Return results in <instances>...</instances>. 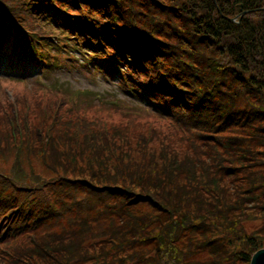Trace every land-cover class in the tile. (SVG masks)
Returning a JSON list of instances; mask_svg holds the SVG:
<instances>
[{"label": "trees", "instance_id": "obj_1", "mask_svg": "<svg viewBox=\"0 0 264 264\" xmlns=\"http://www.w3.org/2000/svg\"><path fill=\"white\" fill-rule=\"evenodd\" d=\"M6 7L29 35L88 47L166 127L76 128L64 101L35 92L0 102V155L18 183L1 185L0 264H248L264 247V0ZM16 21L0 14L4 61H22L6 41L22 36Z\"/></svg>", "mask_w": 264, "mask_h": 264}, {"label": "rangeland", "instance_id": "obj_2", "mask_svg": "<svg viewBox=\"0 0 264 264\" xmlns=\"http://www.w3.org/2000/svg\"><path fill=\"white\" fill-rule=\"evenodd\" d=\"M10 42L13 55L23 57L22 50L18 48V40H11ZM51 47L56 50L55 44H52ZM61 55L70 56V62L60 67H58V64L53 67L49 66L46 72H42L38 66L29 62L26 65L23 77L35 79L29 80L28 85L10 79L18 77L20 72L12 68L8 69L3 74L5 77H0V102H5L12 95L24 93L22 91L35 92V96L39 97L41 94L44 97L41 92L36 90L49 87L51 82L56 80L66 87L72 98L71 103L75 111L85 112L91 117L105 119L112 125H124L126 124L124 120L128 117H137L136 123L140 126H145L147 119L160 121L159 118L155 119V116L160 117L158 115L147 113L144 110L139 111L141 101H136L130 94L122 92L117 87L115 79L105 78L97 70H93L91 65L86 66L84 59L79 57L77 52H71V55L70 53L67 55L62 53ZM44 63L47 65L49 62L44 58ZM62 63H65V61ZM44 94L47 93L44 92ZM165 127L166 125L162 123L161 129L164 132ZM257 193L260 192L257 191ZM137 208L153 213L146 205H139ZM256 225H261V222H245L243 224L247 231L252 230Z\"/></svg>", "mask_w": 264, "mask_h": 264}, {"label": "water", "instance_id": "obj_3", "mask_svg": "<svg viewBox=\"0 0 264 264\" xmlns=\"http://www.w3.org/2000/svg\"><path fill=\"white\" fill-rule=\"evenodd\" d=\"M249 264H264V249L256 251L252 255Z\"/></svg>", "mask_w": 264, "mask_h": 264}]
</instances>
